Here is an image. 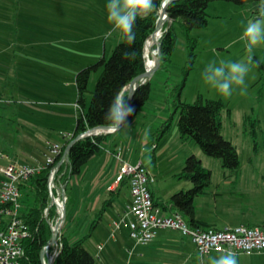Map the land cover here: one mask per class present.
<instances>
[{
    "label": "rangeland",
    "instance_id": "obj_1",
    "mask_svg": "<svg viewBox=\"0 0 264 264\" xmlns=\"http://www.w3.org/2000/svg\"><path fill=\"white\" fill-rule=\"evenodd\" d=\"M108 2L0 0V166L10 163L43 166L50 154V145L63 143L65 136L73 131L77 114V72L103 56L108 58L123 39L119 32L106 35L112 30L107 20ZM256 7L255 3L241 6L225 0L210 1L207 26L196 28L191 33L198 37L197 55L181 95V99L188 103L194 102L198 93L205 99H223L228 103L230 110L225 109L222 114V133L238 151L243 178H248L252 174L249 170L253 168L264 174V68L260 70L256 62L257 58L264 62V44L254 47L250 54L245 48V41L240 40L247 22L258 19ZM160 13L161 9L159 16ZM172 22L169 17L161 19V26L158 24L155 31L159 27L158 32L161 31L163 35ZM176 35L177 43L170 61L162 66L160 64L161 67L150 76L152 94L145 108L152 110L151 116L163 115L162 108H167L169 113L164 117L168 118L174 110L176 97L171 90L182 81L183 69L189 58L186 36L180 26L176 27ZM161 39L159 37L158 41ZM151 49L152 56L155 52L157 54L158 42L155 41ZM145 52L148 58L150 53ZM213 61L217 66L220 61L247 64V93L240 95V88L234 85L232 95L224 97L207 84L203 73ZM98 75L99 72L95 71L91 74V90L95 87ZM125 90L129 92V87ZM179 115V112L174 114L170 128L155 147L152 141L156 135L153 132L164 120L151 124L146 118L147 126L143 130H149L147 140L150 145L146 149L142 148L141 152L139 150L132 162L137 164V158L144 152L146 157L142 162L153 174L152 184L156 189L160 187L168 198L172 193L193 186L192 182L180 177V172L187 157L194 154L205 167L211 169V185H214L213 188L208 187L205 194L195 197L196 213L203 219L223 225L225 216L214 211L213 191L215 186H223L222 180L227 178L224 172L227 171L219 158L206 154L193 141L181 140ZM3 178L0 172V180ZM79 184L78 176L68 181L66 194L70 200L65 202L67 212L61 227L66 228L73 238L77 237L80 229H76L69 211L81 206L82 195L79 190L83 184ZM121 187L115 199L120 207L130 200L128 185L123 183ZM111 196L110 193L102 196L98 209L91 215L92 220ZM105 210L115 213L109 204ZM124 226L123 230L126 228ZM88 233L89 229L85 234ZM119 234L113 237L106 221L94 228L85 240V246L95 256L96 264L125 263L127 253L123 250L118 255L119 259L113 260L108 256L106 244L114 242L110 239L119 238ZM45 254L44 262L48 264L54 252L47 251Z\"/></svg>",
    "mask_w": 264,
    "mask_h": 264
},
{
    "label": "trees",
    "instance_id": "obj_2",
    "mask_svg": "<svg viewBox=\"0 0 264 264\" xmlns=\"http://www.w3.org/2000/svg\"><path fill=\"white\" fill-rule=\"evenodd\" d=\"M164 0H154L155 10L146 18H137L134 26L136 34L135 42L129 45L123 38L113 49L107 58L103 56L97 62L81 68L76 75L77 86V114L76 124L70 136L65 138L62 144L63 152L71 144L68 152L70 164L66 167L62 164L59 172H64L62 179L68 181L79 175L90 159L102 151L103 144L111 138L114 132H104L96 135L79 136L91 128L97 126H108L105 117L117 93L122 92L125 100L129 101V92L126 86L136 76L146 71L145 43L149 42L155 34L159 18V10ZM211 0H171L167 6V14L173 20V24L165 31L161 39V66L169 62L176 47L177 35L176 27H181L186 36L189 58L183 69V79L173 86L172 95L176 98L173 102L174 110L172 115L162 122L154 132L155 140H161L170 128L174 114L179 112L178 127L182 141H193L203 152L219 158L222 167L230 174L236 175L241 168V161L238 151L231 140L222 133V114L228 109V103L223 99H205L198 93L192 103L181 99L182 91L186 86L188 76L194 68L196 58V47L198 37L192 36V30L207 26L209 14L207 8ZM241 6L257 4L255 13L258 15V5L260 0H225ZM135 51V59H123L124 52ZM150 59L153 66L156 64L157 54L150 48ZM260 70L264 68V62L256 59ZM160 66V67H161ZM159 67V68H160ZM99 72L93 90L89 88V80L92 72ZM152 94V83L148 80L141 83L135 90L130 105L135 108L133 116L128 118V122L135 119L140 111L149 101ZM73 142V143H72ZM62 152V153H63ZM54 164H45L39 171H36L20 185L22 192V217L28 229V235L23 239V254L20 264H43L45 256H42L43 249L50 243L53 231L50 221L55 217V206L48 190V177ZM180 177L192 182L193 186L187 190H180L164 201L158 202L152 192L154 202L160 205L165 212H181L187 221L196 226L215 227L207 225L195 218V197L207 192L212 183V171L204 166L202 160L191 154L187 157ZM128 183L127 178L120 183ZM66 184V185H67ZM119 193V190L117 191ZM70 200V198H68ZM67 199V202H68ZM114 197L106 200V204L111 205ZM48 209V217L45 210ZM67 212V208H66ZM102 211L91 225L90 232L77 239L73 237L66 228H62L58 234L57 244L59 250L52 264H95V256L85 246V240L91 235L94 228L101 220ZM255 226L253 224H248ZM4 225L0 224V230ZM218 228V227H216ZM56 244H52L49 252H56Z\"/></svg>",
    "mask_w": 264,
    "mask_h": 264
},
{
    "label": "crops",
    "instance_id": "obj_3",
    "mask_svg": "<svg viewBox=\"0 0 264 264\" xmlns=\"http://www.w3.org/2000/svg\"><path fill=\"white\" fill-rule=\"evenodd\" d=\"M145 106L140 109L135 119L128 122L130 127H122L119 131L114 132L111 138L103 144L102 151L94 155L84 166L82 172L77 175L80 182L79 185L83 184V187L79 190V194L82 195L80 208L74 207L69 211V217L76 224V229H80L77 237H74L73 240L87 235L85 232L88 229L90 232L91 225L95 220L91 219V215L98 209L102 196L110 193L114 197L111 206L115 213L112 210H105L107 198L99 211H102L103 214L97 224L99 225L103 221L108 222V227L111 229L113 237L120 233L119 238L110 239L114 242H107L106 244L110 258L113 260L119 259L118 255L123 250L127 253L124 264H210L212 258H218L224 253L211 251L206 254H199L193 240L178 229L161 228L156 236L146 244H137L128 236V224H125V230L121 227L114 231V223L121 218L127 205L132 202L131 189L127 182L130 200L125 206L121 207L115 200L116 195L118 196L122 189V183L116 182L121 159L124 158L134 164L132 161L136 153H139V150L141 152L142 148L146 149L150 145V141L144 138L145 130L143 129L147 126L146 118L152 124L157 122V120H166L167 118L164 116L169 113V109L162 108L163 115L153 114L151 116L152 110L146 109ZM159 141L155 139L152 141L154 142V147L158 145ZM143 153L137 158L139 162H144L145 160L146 155ZM118 154H120V157H118ZM249 171L252 174L248 178L242 177V168L236 175L224 172V176L227 178L222 180L223 186L221 188L215 186L216 189L213 191L214 211L225 216L223 225H218L217 221L199 217L196 209L195 218L207 225L219 228L242 223L264 225V174L256 168ZM150 175L152 176L153 174L150 173ZM211 186L212 188L214 187V185ZM150 187L158 202H164L171 197L167 198L162 189L160 187L156 189L152 182ZM118 190L119 193L117 192ZM219 218L221 219V217ZM236 258L238 264H264V252L256 255L254 253H238ZM122 261L124 262V260ZM116 264L120 263L116 262Z\"/></svg>",
    "mask_w": 264,
    "mask_h": 264
},
{
    "label": "built area",
    "instance_id": "obj_4",
    "mask_svg": "<svg viewBox=\"0 0 264 264\" xmlns=\"http://www.w3.org/2000/svg\"><path fill=\"white\" fill-rule=\"evenodd\" d=\"M69 136L67 134L65 138ZM62 152L61 143L51 144L46 162L54 164L48 177V190L55 206V217L50 221L53 233L59 207L61 204L66 207L68 199L67 183L62 179L65 170L59 172V169L62 164L66 169L70 159L66 150ZM41 167L18 163L0 166V172L4 175L0 180V224L4 225L0 230V264H20L23 239L28 235L27 225L22 217L20 185ZM125 178L131 189L132 202L127 205L120 220L114 223V231L123 224H128L129 235L137 244L150 242L161 228H173L189 236L201 255L211 251L224 253L229 249L236 254L264 251V225L242 223L221 228L192 225L181 212L168 213L155 204L150 187L152 177L143 162L132 164L121 159L116 182ZM45 216L48 217V209L45 210ZM54 244L58 245L57 241Z\"/></svg>",
    "mask_w": 264,
    "mask_h": 264
},
{
    "label": "clouds",
    "instance_id": "obj_5",
    "mask_svg": "<svg viewBox=\"0 0 264 264\" xmlns=\"http://www.w3.org/2000/svg\"><path fill=\"white\" fill-rule=\"evenodd\" d=\"M106 7L107 20L112 25V30L106 35L119 32L131 45L136 39L133 29L137 18H146L155 10L156 5L154 0H109ZM258 15V19L247 22L240 37V40L245 41V48L250 54L254 47L264 44V0L259 2ZM135 56V51H126L122 58L135 59ZM248 72L249 67L244 63L220 61L219 66H217L216 62L213 61L207 65L203 79L224 97L232 95L234 85L240 88V95H245L247 93L245 77ZM135 111V108L126 102L124 94L122 92L117 93L105 117L110 130L116 132L122 127H130L128 118L133 116ZM148 136L149 131L145 130V140ZM236 255L232 250H226L218 258H212L210 264H238Z\"/></svg>",
    "mask_w": 264,
    "mask_h": 264
},
{
    "label": "water",
    "instance_id": "obj_6",
    "mask_svg": "<svg viewBox=\"0 0 264 264\" xmlns=\"http://www.w3.org/2000/svg\"><path fill=\"white\" fill-rule=\"evenodd\" d=\"M171 2V0H164L162 2V6H161V13H160V16L158 18V21H157V25L159 24L160 20L161 19H165L166 17H168V14H167V6L169 5V3ZM168 29V28H167ZM154 33H152L151 37L153 36ZM164 34V33H163ZM162 33L160 34V37H162ZM156 42H158V52L159 54L157 55V62H156V65L153 69H149L148 66L146 68V71L138 76H136L135 78H133L130 83L127 85L129 87V102L128 104H130V101H131V98L136 90V88L141 84V83H144L148 80H150V76L160 67V64H161V41L159 42L158 39H156ZM147 43V41H146ZM146 43H145V51H146ZM145 56H146V52H145ZM146 65H147V62H146ZM126 86V87H127ZM104 132H112L110 130V128L108 126H97V127H94V128H91L90 130H88L87 132L81 134L79 136L80 137H84V136H88V135H96V134H99V133H104ZM73 143V142H72ZM70 146L71 144L67 147L66 149V152L68 153L69 150H70ZM58 199V198H57ZM65 212H66V207H65ZM54 233L52 235V238H51V241L50 243L43 249L42 251V256L45 255V253L49 250L50 246L52 244H54L56 241H57V238H58V234L61 230V227L59 225V221L56 220L55 222V225H54ZM56 252L54 253V255L52 256L50 262L48 264H52L55 260V257L57 255V252L59 250V247L58 245H56ZM43 264H46L43 260Z\"/></svg>",
    "mask_w": 264,
    "mask_h": 264
},
{
    "label": "bare ground",
    "instance_id": "obj_7",
    "mask_svg": "<svg viewBox=\"0 0 264 264\" xmlns=\"http://www.w3.org/2000/svg\"><path fill=\"white\" fill-rule=\"evenodd\" d=\"M161 23H162V22H161ZM161 23L159 24V27L161 26ZM159 27H158V28H159ZM160 29H161V28H160ZM157 30H158V29H157ZM157 30H156V31H157ZM156 31H155V32H156ZM155 32H154V34H155ZM154 34H153V35H154ZM160 34H161V31H159V32L157 33V35L154 36V38H152L151 40H149L148 43H146V51H147V52H150V48H151L152 44H154V42L156 41V39H158V38L160 37ZM146 62H147V66H148L149 68H152V67H153V63H152V61H151V59H150V54H149L148 58L146 57ZM156 62H157V59H156ZM155 65H156V64H155ZM64 215H65V206H64V204H61V206L59 207V210H58V214H57L60 227H62L63 219H64Z\"/></svg>",
    "mask_w": 264,
    "mask_h": 264
}]
</instances>
